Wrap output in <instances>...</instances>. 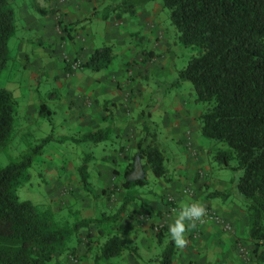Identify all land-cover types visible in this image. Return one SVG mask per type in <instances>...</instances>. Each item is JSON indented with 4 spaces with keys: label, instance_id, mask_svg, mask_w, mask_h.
I'll return each mask as SVG.
<instances>
[{
    "label": "rangeland",
    "instance_id": "obj_1",
    "mask_svg": "<svg viewBox=\"0 0 264 264\" xmlns=\"http://www.w3.org/2000/svg\"><path fill=\"white\" fill-rule=\"evenodd\" d=\"M9 1L14 11V33L7 40L8 61L0 69V87L12 93L15 111L10 137L0 148V167L30 155L28 177L16 188L18 199L50 209L59 226L71 229L74 223H81L45 264H154L153 259L169 238L168 225L175 218L174 210L192 201L211 208L205 201L209 202L207 197L215 190L212 184L220 187L216 189L225 195L227 204L237 206L244 214L243 199L235 186L238 171L220 166L212 159V153L204 152L214 144L201 138L198 129L194 134L202 141V152L191 157L205 156L206 160L186 170L180 163L182 148L190 149L192 142L189 132L185 135L189 140L182 141V146L177 141L186 127L171 132V115L177 120L181 113L195 118L200 104L194 101L187 81L175 82L176 71L195 50L178 43V33L159 0H128L134 13L122 12L118 18L115 12L122 9V0ZM50 9L51 14L47 12ZM57 21L74 26L71 38L63 36ZM103 45H109L112 51L108 67L95 72L79 66L89 50ZM148 51L156 57L144 62L143 52ZM72 58L76 59L71 62L72 72H63L62 67ZM40 102L50 109V121L38 114ZM99 123L111 124L103 142L89 145L66 139ZM142 124L156 133L164 149L167 179L145 170L143 186L118 190L120 173L141 136ZM45 137L52 139L35 154L33 148ZM170 149L176 153L177 165ZM85 155L87 185L83 187L77 167ZM103 173L106 176H101ZM123 200L127 207L115 228H109L112 223L104 220L84 224L89 219L113 215ZM208 223L226 233L212 221L197 224L186 232L187 246L177 248L173 264H183L182 256L191 259L186 264L195 261L194 249L202 239L201 228ZM163 226L165 238L157 244L155 227ZM246 228L244 216L237 235H233L250 256ZM231 229L235 231L232 225ZM109 234L122 237L129 248H135L138 257L128 250L111 258L98 257L99 247ZM246 264L254 262L246 260Z\"/></svg>",
    "mask_w": 264,
    "mask_h": 264
},
{
    "label": "trees",
    "instance_id": "obj_2",
    "mask_svg": "<svg viewBox=\"0 0 264 264\" xmlns=\"http://www.w3.org/2000/svg\"><path fill=\"white\" fill-rule=\"evenodd\" d=\"M127 1H121L122 9L115 12L117 18L122 12L134 13ZM159 2L168 11L169 22L178 33V43L195 50L176 71L175 82L187 81L194 92V101L200 104L195 117L198 135L214 144L206 152L212 153V159L220 166L238 171L235 186L243 199L241 210L247 220L244 235L251 246L250 262L264 264V0ZM38 11L44 12L40 8ZM47 12L53 13L51 9ZM14 20L10 1L0 0V69L8 61L6 44L14 33ZM57 24L63 36L71 38L70 30L74 26ZM143 55L144 62L156 57L152 51ZM75 60L66 62L63 72L71 73V62ZM111 61V47L103 45L87 53L79 66L97 72L108 67ZM14 111L12 93L0 87V148L10 137ZM37 112L50 121L51 111L43 102L38 104ZM109 131V126L91 128L66 139L95 145L105 141ZM140 132L134 151L128 157L130 160L120 173L118 190L143 186L145 170L154 177L167 176L166 155L156 133L145 124L141 125ZM61 138L59 141L63 140ZM50 139H41L33 148L34 153L40 152ZM86 159L87 155L77 167L83 187L87 185ZM30 162L31 156L27 154L0 167V264H45L81 224L74 223L71 229L59 226L50 209L18 199L16 188L27 179ZM134 171L139 174L133 176ZM126 207L123 200L113 215L89 219L84 224L104 220L111 222L109 228L113 229L123 218ZM165 230V226L155 227L157 244H162ZM125 250L138 257L135 248H129L122 237L109 234L99 247L98 257L119 256ZM175 250L176 246L167 238L153 259L154 264H173Z\"/></svg>",
    "mask_w": 264,
    "mask_h": 264
},
{
    "label": "crops",
    "instance_id": "obj_3",
    "mask_svg": "<svg viewBox=\"0 0 264 264\" xmlns=\"http://www.w3.org/2000/svg\"><path fill=\"white\" fill-rule=\"evenodd\" d=\"M90 51L91 50H89V52ZM98 110H99V114H102L103 110L101 108ZM106 111H109V110H106ZM189 112L193 115H196V113L191 110H189ZM184 114L185 113L179 114L178 120L175 119L173 115H171L174 121L170 124V130L171 132L174 133L175 131L179 130L180 126L186 127L182 134V138L177 139V141L181 143V146H182V141L189 140L187 136H185L187 132H189L188 134L190 137V141L192 142L191 145H189L191 148L190 149L188 148L187 150H184L182 148V152H181L182 155H180L181 157L179 159L181 165H183L184 167V170H186L185 168L198 167L202 162L201 160L205 161L206 159H205V156H203V158L201 159V156L199 155L196 156L197 158L191 157V155L194 156L196 155V153L202 152L200 150L202 141H200L198 137L195 138L196 135L194 134V131H197V128H198L196 119L192 115H188V114L184 115ZM97 125L98 126H96L95 128H103V127L110 126L111 124L99 123ZM170 150L173 156L172 161L174 164L177 165L178 160H177L176 153L173 152L172 149ZM190 157L193 159H190ZM180 163L178 164L179 166H181ZM101 176H106V175L103 173ZM212 180L213 182H216V179H212ZM213 182H211L210 180L209 185H211ZM212 185L215 187V190H212V192H215L216 194L212 196L209 194L207 198L210 200L209 202H207L206 200L205 204L211 207L213 210H215V212L221 215L223 218L228 220L231 223L232 228L235 229V231L232 230L231 232L221 233L219 232V230H216V228L214 229L212 224L208 223L202 226L201 228L202 239L199 242V244H196V248L194 249L195 261L194 259H192L190 264H246V260L237 252L236 244L240 241L237 239L236 236L233 235L234 233L235 235H237L236 232L238 233L240 225L242 221L244 220L245 215L241 213L240 209L237 206L227 204L226 203L227 198L225 197V195L220 193L221 190H218L220 187L215 186L214 184ZM217 198L220 199V201H218ZM210 202L212 204H210ZM176 250H177V247H176ZM176 250H175V253H176ZM174 258H176V255L174 256ZM187 260H191V259L185 256L181 257V261L183 262V264H186L188 262Z\"/></svg>",
    "mask_w": 264,
    "mask_h": 264
},
{
    "label": "clouds",
    "instance_id": "obj_4",
    "mask_svg": "<svg viewBox=\"0 0 264 264\" xmlns=\"http://www.w3.org/2000/svg\"><path fill=\"white\" fill-rule=\"evenodd\" d=\"M175 218L168 225V236L171 243L177 248L187 246L186 232L203 222L207 214L206 207L198 202L183 203L178 210H174Z\"/></svg>",
    "mask_w": 264,
    "mask_h": 264
},
{
    "label": "built area",
    "instance_id": "obj_5",
    "mask_svg": "<svg viewBox=\"0 0 264 264\" xmlns=\"http://www.w3.org/2000/svg\"><path fill=\"white\" fill-rule=\"evenodd\" d=\"M207 209V214L205 215V217L203 218V222L202 223H198V224H203L209 221L214 222L218 227H220L223 231L226 232H231V225L229 224V222H227L223 217H221L218 213H216L214 210H212L211 208L206 207ZM172 210V208L170 209ZM236 248H237V252L247 261H250L249 259V255L247 253V250L244 248L243 245H241L240 242H238L236 244Z\"/></svg>",
    "mask_w": 264,
    "mask_h": 264
}]
</instances>
